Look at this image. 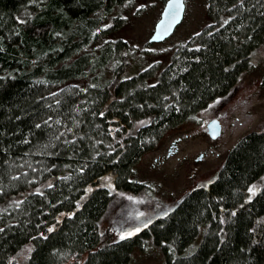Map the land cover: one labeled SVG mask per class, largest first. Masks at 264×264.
I'll list each match as a JSON object with an SVG mask.
<instances>
[{"label": "trees", "instance_id": "trees-1", "mask_svg": "<svg viewBox=\"0 0 264 264\" xmlns=\"http://www.w3.org/2000/svg\"><path fill=\"white\" fill-rule=\"evenodd\" d=\"M132 1L0 0V264H129L150 236L165 264H264L263 131L146 229H102L109 184L143 191L141 156L226 93L264 43V0H202L204 24L167 65L132 72L139 51L116 12ZM154 1L161 12L166 0H152L134 17Z\"/></svg>", "mask_w": 264, "mask_h": 264}, {"label": "rangeland", "instance_id": "rangeland-1", "mask_svg": "<svg viewBox=\"0 0 264 264\" xmlns=\"http://www.w3.org/2000/svg\"><path fill=\"white\" fill-rule=\"evenodd\" d=\"M151 1L134 0L116 10L126 23L121 34L139 51L140 58L134 59L132 72L145 65L156 64L159 69L166 66L174 45L197 32L205 21L202 0H186L184 17L172 34L161 42H150L160 16L159 4L154 1L141 16H134ZM249 65L240 73L228 99L216 101L167 129L158 144L141 156L136 172L147 182L143 191L125 192L109 184L112 199L101 219V227L115 240L139 233L155 220L167 216L186 192L216 178L228 151L242 136L252 131L264 132V43L254 50ZM212 118L219 119L222 125L215 139L207 132V123ZM201 239L200 233L188 252H192ZM27 252L28 248L21 256ZM129 264H165L154 237H147L142 248L133 250Z\"/></svg>", "mask_w": 264, "mask_h": 264}, {"label": "water", "instance_id": "water-1", "mask_svg": "<svg viewBox=\"0 0 264 264\" xmlns=\"http://www.w3.org/2000/svg\"><path fill=\"white\" fill-rule=\"evenodd\" d=\"M185 7V0H166L160 16L154 24L149 41L161 42L170 36L176 26L182 21ZM207 132L212 139L220 135L221 124L218 119H212L207 123Z\"/></svg>", "mask_w": 264, "mask_h": 264}, {"label": "flooded vegetation", "instance_id": "flooded-vegetation-1", "mask_svg": "<svg viewBox=\"0 0 264 264\" xmlns=\"http://www.w3.org/2000/svg\"><path fill=\"white\" fill-rule=\"evenodd\" d=\"M169 62V61H168ZM236 85V83L233 84V86L226 92L224 93L223 95H220V96H217L211 103L209 102L206 107L212 103H216V101H219V100H224V99H228L232 93V90L234 88V86ZM202 109H205V107H203ZM201 109V110H202ZM212 119H215V118H212ZM212 119H209L212 120ZM219 120V119H218ZM220 124H221V121L219 120ZM221 128H222V125H221ZM248 134V133H247ZM261 179L263 180L264 179V175L261 177Z\"/></svg>", "mask_w": 264, "mask_h": 264}, {"label": "snow or ice", "instance_id": "snow-or-ice-1", "mask_svg": "<svg viewBox=\"0 0 264 264\" xmlns=\"http://www.w3.org/2000/svg\"><path fill=\"white\" fill-rule=\"evenodd\" d=\"M250 191H251V189H250ZM49 231H51V229H49ZM123 238V237H122Z\"/></svg>", "mask_w": 264, "mask_h": 264}]
</instances>
